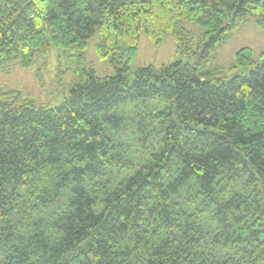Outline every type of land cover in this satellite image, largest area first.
<instances>
[{"label":"trees","instance_id":"obj_1","mask_svg":"<svg viewBox=\"0 0 264 264\" xmlns=\"http://www.w3.org/2000/svg\"><path fill=\"white\" fill-rule=\"evenodd\" d=\"M249 19L264 0H0V73L57 48L78 77L56 106L0 90V264H264V53L209 62ZM169 32L195 62L131 68ZM97 33L114 75L83 65Z\"/></svg>","mask_w":264,"mask_h":264},{"label":"rangeland","instance_id":"obj_2","mask_svg":"<svg viewBox=\"0 0 264 264\" xmlns=\"http://www.w3.org/2000/svg\"><path fill=\"white\" fill-rule=\"evenodd\" d=\"M178 28H185L192 32V49L197 51L199 42L204 36L205 27L190 20H180ZM100 35L97 33L92 37L85 49L83 59L84 67L89 70L94 68L100 76L114 75L115 70L107 59L98 58L95 45L99 41ZM244 48L250 52L252 57L259 60L264 53V30L258 25L256 19H249L242 23L238 28L228 31L227 38L221 42L210 55L211 65L227 66L234 61L236 53ZM174 59L181 60L185 63L195 62L196 55L186 54L178 50L176 41L171 32L164 36L160 43L153 42L147 35L142 34L138 48L137 57L131 63V68L144 67L153 64L160 67ZM46 61V63H45ZM76 64L67 58L63 49L54 48L47 58H40L34 65L29 67L15 66L9 72L0 73V90L14 89L20 92L24 99L32 102L37 106H56L69 95L71 86L78 79L75 72ZM232 73L226 72L227 76ZM155 101H147L150 106ZM142 105L139 103L138 105ZM131 105L123 106L124 110L130 109ZM144 107V106H143ZM142 107V108H143ZM146 107H144L145 109ZM142 113L140 106L137 108ZM129 119L127 127L131 122L133 112H128ZM123 133L122 140L131 143L133 148L137 147L135 137L132 131ZM126 143V144H127ZM137 150L131 151L129 155L136 156Z\"/></svg>","mask_w":264,"mask_h":264}]
</instances>
